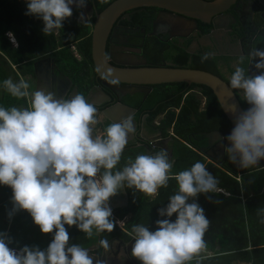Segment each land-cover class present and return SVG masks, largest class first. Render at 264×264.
<instances>
[{
  "label": "clouds",
  "instance_id": "obj_1",
  "mask_svg": "<svg viewBox=\"0 0 264 264\" xmlns=\"http://www.w3.org/2000/svg\"><path fill=\"white\" fill-rule=\"evenodd\" d=\"M73 4L82 9L85 0H26L25 15L42 19L47 35L61 29L63 21L73 15ZM5 35L17 46L11 32ZM251 55L259 57L255 68L264 69V51L253 50ZM208 58L205 54L201 62ZM103 78L113 85L119 83L115 78ZM229 83L231 89L242 90L249 107L235 113V127L227 137L232 146L227 151L233 160L239 155L241 165L247 167L264 158V72L246 76L245 69L237 66ZM3 86L12 97L29 101L23 108L0 106V185L11 188L13 211L27 210L41 233L54 232V236L44 251L25 246L17 252L0 233V264H93L87 249L68 246L65 225L76 226L88 237L94 228L97 233L111 232L115 223L108 201L125 183L152 197L170 179L177 182L178 191L158 210L160 217L167 218L156 221L155 231L143 224L132 226L131 255L141 264H185L204 247L209 221L198 203L188 202L199 193L216 190L217 181L203 163L197 161L172 174L169 154L161 150L129 158L122 170L113 171L129 134L135 133L131 116L112 122L103 135L94 136V126L104 115L83 94L57 99L46 89L29 92L30 85L23 78L18 83L6 79ZM146 147L155 152L157 145ZM173 214L174 221L170 219ZM100 243L107 250V240Z\"/></svg>",
  "mask_w": 264,
  "mask_h": 264
},
{
  "label": "trees",
  "instance_id": "obj_2",
  "mask_svg": "<svg viewBox=\"0 0 264 264\" xmlns=\"http://www.w3.org/2000/svg\"><path fill=\"white\" fill-rule=\"evenodd\" d=\"M112 1L114 0H90L91 3L98 4L99 10ZM87 2L89 0H85ZM78 9H73V15L63 21L62 28L56 34L53 30L46 35L42 19L25 15L26 0H0V106H28L27 98L18 99L10 95L4 89L3 81L9 78L15 83L21 78L33 80L32 63L44 55H50L61 70H65L70 81L80 87L81 94L87 93L89 84L85 81L84 85L85 75L80 65H85L87 74L88 63L91 62L90 40L84 37L88 35L89 27L76 17ZM8 31L13 34L17 46H12L8 41L5 35ZM71 43L75 44L82 56L81 60L77 59L68 46ZM205 54L207 53L189 54L180 47H174L173 54L165 58L170 60L171 67L206 70L219 76L230 86L229 76L226 74H232L235 68L231 66L229 57L209 54V58L201 62ZM158 57L159 55L155 61L159 60ZM222 62L226 65V72L222 69ZM238 66L244 68L245 75L249 76L246 60ZM253 66L255 65L252 64ZM256 70L258 69L253 67V71ZM191 90H196L197 93L189 92ZM232 90L238 96L243 110H246L249 105L243 100V95L239 94L242 90ZM148 96L143 101L140 97L131 99L133 107H140L134 117L140 123L142 114H148L145 128L151 133L157 132L167 140L170 146L169 159L173 163L172 174L188 169L200 161L217 181L215 191L199 193L197 197L189 198V203L195 201L203 208L209 223L203 236L204 247L185 264H264V167L253 164L235 167L231 164L206 162L199 152L201 146L206 145V132L218 130L227 138L233 129L212 90L205 85H188L185 82L164 83L155 85ZM202 97L205 98V107L200 110ZM167 107L180 108V111L178 114L174 111L164 113ZM110 124H104L103 133ZM154 151L160 152V149L156 147ZM137 155L133 144L127 143L121 160L113 171L122 170L129 158L134 160ZM121 189L116 194L117 197L113 196L115 199L123 198ZM123 189L127 196L126 205L113 207L110 203L113 200L108 201L113 213L111 219L115 223L113 231L97 233L94 228L93 235L88 237L76 226L65 225L70 236L68 246L77 244L86 248L98 240V248L91 251L101 253V240L133 244L134 237L130 235L132 226L143 224L150 231H155L156 221L167 218L160 217L158 210L167 206L169 197L178 191V186L174 179H170L167 187L160 188L158 194L152 197L134 187H127L126 183ZM1 190L0 233L4 234L5 242L10 240L8 246L18 251L32 245L38 246L42 251L46 250L54 232L41 233L27 210L17 208L13 211L15 206L12 198L8 199L12 196L11 188L1 185ZM10 201L13 204L9 211L7 205ZM8 212L12 215L9 216ZM170 219L174 221L175 214ZM134 261L135 264H141L136 258Z\"/></svg>",
  "mask_w": 264,
  "mask_h": 264
},
{
  "label": "flooded vegetation",
  "instance_id": "obj_3",
  "mask_svg": "<svg viewBox=\"0 0 264 264\" xmlns=\"http://www.w3.org/2000/svg\"><path fill=\"white\" fill-rule=\"evenodd\" d=\"M253 4L249 2V0H236L235 4L231 5L229 9L226 10V21L224 24L226 28L221 27L217 30V37L211 38V42L204 39L207 36L211 29V25L207 23H202L201 21L195 19V27L189 22V26L191 29H187L188 33L184 35L181 33L179 36L176 33L180 32L178 30V25L176 23L177 17L180 15L169 12L165 9L155 8V7H135L128 9L125 12H122L113 22L111 31L114 32V37L116 39V44L113 45L114 48L110 49V45L108 41L105 44V56L109 61V53H136L137 57L140 61H145L148 65H162L165 64L169 66L171 63L169 59H166L165 56L173 54L174 47H188L193 45V43H197L200 38L202 40L203 46L201 45L199 48L195 47V52L193 54L199 55L203 53L211 54L212 52H217L220 55H216L219 57H229L230 64L233 68H236L240 64V58L243 57V60L248 62L247 70L249 75H258L261 72H264V69L258 72V70L253 71L252 64L255 65L256 62L259 61V57H253L251 54L253 50L264 51V7L262 6V2L264 0H251ZM73 9L78 8L76 4L72 5ZM107 7V6H106ZM105 7V8H106ZM81 8V7H80ZM98 9V4L89 2L85 3V7L82 9H78L76 13V17L82 21L83 25H88L89 33L86 36H89L91 31V26L94 23L95 16L97 13L103 11ZM235 10V11H234ZM91 11V15L88 14ZM239 12V19L241 20L242 26L236 22H234V16L236 17L235 12ZM81 13H83V18L81 19ZM165 15V16H164ZM228 15H231L229 17ZM140 16V17H139ZM164 16V17H163ZM251 17V21L253 26L250 25L249 18ZM87 22L84 24V21ZM182 20V18H181ZM231 27V28H230ZM58 32V29L55 30ZM84 37L85 39L89 37ZM90 40V38H89ZM72 50L73 54L77 57L78 60L82 59V56L77 51L74 43L68 45ZM160 46V47H159ZM159 47V48H158ZM163 47V48H162ZM158 48V49H157ZM162 48V49H161ZM158 50V52H157ZM90 53H91V41H90ZM159 55V60L155 61V58ZM156 56V57H155ZM155 57V58H154ZM91 58V56H90ZM255 59V61H254ZM34 62V61H33ZM110 62V61H109ZM33 64V63H32ZM82 68V73L85 75V81L89 84V88L87 89V93L84 95L85 98L90 102L94 103L98 101H103L100 105H96L98 109V113H102V110L107 106L112 105L117 102H123L128 106H131V100L128 97H123L124 92L126 90V85H121L120 83L113 85L108 82L107 79H104L103 76L98 75L97 71L92 63H88V71L86 74L85 65H80ZM222 69L226 72V65L222 62ZM33 72V71H32ZM33 74V80L29 81L32 83L33 91H35V77ZM51 79L50 84L47 85L50 88V92H54L57 96V99L62 97V94H65L64 98H71L76 93H80V87L77 84H74V81H70L69 77L65 73V70H61L59 65H55L51 67ZM227 76H231L230 73L226 74ZM44 82L43 80H41ZM106 83L105 84H103ZM103 84V85H102ZM83 85V86H84ZM159 85V84H157ZM154 86H152L153 92ZM58 87V88H57ZM98 87L102 88L105 94H100L98 92ZM132 90H127L126 93H131ZM189 92H196V90H191ZM145 93V88L142 90V93H135L132 98L140 97L141 101H143V96ZM149 93V94H150ZM197 93V92H196ZM148 94V95H149ZM241 96L243 95L241 92L239 93ZM238 94V95H239ZM147 96L145 99H148ZM238 97V96H237ZM203 100V107L200 105V110H203L205 107V98ZM136 109L135 113L132 115L131 112L129 115L133 118L135 133H131L129 137L133 136L132 144L133 148L143 149L148 148L146 144H154L157 145V148L161 150H166V152L170 153V146L167 144V140L162 137L153 138L152 135H148L145 131V119L148 116L145 112L142 114L141 122L138 123L135 119V115L138 113L140 107H133ZM174 111L176 114L179 113L180 108L167 107L164 110L165 112ZM163 113V114H164ZM161 117V116H159ZM158 117V118H159ZM156 118V119H158ZM145 128V129H144ZM99 129V123L94 126V131ZM101 133L102 130L100 129ZM218 130H213L210 132H215ZM232 131V130H231ZM141 132L144 135V138L141 137ZM220 132V131H219ZM208 133V132H206ZM205 133V134H206ZM97 134V132H96ZM147 134V135H146ZM222 134V133H221ZM101 135V134H100ZM223 140L217 137L216 135L212 136L211 144L201 146L204 150L200 148L199 152L201 156L205 158L206 162H212L216 164H231V166L240 167L241 160L239 155H235V159L233 160L230 157L227 149L231 148L228 143L227 138L223 135ZM150 138V139H149ZM207 144V141H206ZM207 151V154H206ZM136 153V151H135ZM156 152H141V154L146 155H155ZM169 156V155H168ZM170 158V156H169ZM254 166H262L264 167V158L259 159ZM131 242L130 243H122L117 240H112L108 242L107 250L102 248L101 253H95L97 255H101L104 253L105 259L103 264H134V258L131 255ZM94 253V252H93Z\"/></svg>",
  "mask_w": 264,
  "mask_h": 264
},
{
  "label": "water",
  "instance_id": "obj_4",
  "mask_svg": "<svg viewBox=\"0 0 264 264\" xmlns=\"http://www.w3.org/2000/svg\"><path fill=\"white\" fill-rule=\"evenodd\" d=\"M236 0H114L112 1L103 11L97 13L95 16L94 23L91 26V31L89 38L91 41V61L97 71L98 75L108 76L109 79H118L121 85H126V90L123 97H128L129 100L132 99L135 93H142L145 88V93L143 96L144 100L153 85L164 84V83H176L185 82L188 85H205L209 87L213 94L215 95L218 104L225 115L226 119L229 121L232 128L235 127V113L244 111L236 94L230 88V86L219 76L202 69L195 68H181V67H171L165 64L162 65H148L145 61H140L136 53H109V61L105 56V44L108 41L110 49L114 48L113 45L116 44V39L114 37V32L111 31V27L115 19L128 9L135 7H155L160 9H165L169 12L176 13L180 15L177 17L176 23L178 25V30L180 32L176 33L179 36H184L188 31H186L190 26L189 22L195 27V19L201 21L202 23H207L211 25L210 33L205 36L204 39L212 41L211 38L217 37V30L221 27L226 28L224 22L226 21V10L230 8L231 5L235 4ZM251 4L253 2L249 0ZM264 7V2H262ZM79 8V7H78ZM235 11V10H234ZM234 22H238L241 26V20L239 19V12H235ZM91 15V11L88 14ZM165 16V15H164ZM163 16V17H164ZM232 18L231 15H228ZM182 18V20H181ZM84 21V20H83ZM250 25L253 26L251 17L249 18ZM87 22L84 21V24ZM231 28V27H230ZM186 32V33H185ZM183 33L184 35H181ZM203 46L202 40L188 47H182V49L189 54L195 52V47L199 48ZM211 55H220L217 52H212ZM56 65L55 60L50 56L46 55L35 60L32 64V69L35 77V90L46 89L50 92L49 85L51 79V67ZM99 69V71H98ZM43 80L44 82H42ZM106 85V83L103 82ZM102 84V85H103ZM98 92L102 95L104 93L103 89L98 87ZM127 90H132L131 93H126ZM65 94H62L60 99H63ZM109 100V96H108ZM103 101L95 102L96 105H100ZM136 109L124 104L123 102H117L112 105L107 106L102 110L104 119L109 122H120L121 120L129 117L135 113ZM131 114L129 115V113ZM120 113V115H118ZM96 135L94 131V136ZM216 135L221 138L223 137L221 132H208L205 134L207 141L206 145L211 144L212 136ZM231 146V143H228ZM150 149V147H147ZM204 150L203 148H201ZM151 150V149H150ZM207 154V151H206ZM124 200L116 202H110L113 207L123 206L127 204V196L122 187ZM111 201V197L109 198ZM99 246L98 240L92 246H88L85 249L88 250L89 255L93 258V264H103L105 256L102 253L100 256L93 253L91 250L97 249ZM105 248L103 247V250ZM135 264V261H134Z\"/></svg>",
  "mask_w": 264,
  "mask_h": 264
},
{
  "label": "crops",
  "instance_id": "obj_5",
  "mask_svg": "<svg viewBox=\"0 0 264 264\" xmlns=\"http://www.w3.org/2000/svg\"><path fill=\"white\" fill-rule=\"evenodd\" d=\"M55 34H56V32H55ZM20 78H21V76H20ZM22 79V78H21ZM82 78H79V80H81ZM58 88V87H57ZM201 106L203 107V100H202V103H201ZM118 115H120V113L118 114ZM106 122H109V121H106L104 118L103 119H101L100 120V122H99V124H100V126H99V129H97L96 130V132H97V134L96 135H100V134H102L101 133V131H100V129L101 130H103V126H104V124L106 123ZM111 123V122H110ZM145 129V128H144ZM145 131L148 133V135H152L153 136V138L152 139H154V138H158L159 137V134L157 133V132H153V133H151V132H149L148 130H147V128L145 129ZM95 132V133H96ZM131 134V133H130ZM130 134H129V136H130ZM147 135V134H146ZM141 137L142 138H144V135H143V133L141 132ZM132 139H133V136L132 137H129L128 138V143H132ZM150 139V138H149ZM144 151H142V149H138V148H136V149H134V151H136V154H141V152H148V150L146 149V148H144L143 149ZM0 187H1V185H0ZM121 192H123V190L121 189ZM118 194L120 193V189L118 190V192H117ZM2 196H3V192H2V190L0 189V201H1V199H2ZM116 197H117V195H116ZM124 194H123V198L122 199H119V197L118 198H114V197H111V198H113L112 200H113V202H119V201H123L124 200ZM10 198H12V196H10V197H8V199H10ZM12 202L10 201L9 202V204L7 205V207L9 208V211H10V207L12 206ZM15 206V205H14ZM9 213V212H8ZM16 250V249H15ZM17 251V250H16Z\"/></svg>",
  "mask_w": 264,
  "mask_h": 264
},
{
  "label": "rangeland",
  "instance_id": "obj_6",
  "mask_svg": "<svg viewBox=\"0 0 264 264\" xmlns=\"http://www.w3.org/2000/svg\"><path fill=\"white\" fill-rule=\"evenodd\" d=\"M12 45V44H11ZM13 67H15V66H13ZM18 71V70H17ZM23 80H25L26 82H28L29 83V85H30V88H29V92H33V88H32V83L30 84V82L26 79V78H23ZM31 81V80H30ZM29 101V98H27V102ZM0 189H1V187H0ZM30 248H39L38 246H35V245H32V246H29ZM17 252H19V251H17Z\"/></svg>",
  "mask_w": 264,
  "mask_h": 264
}]
</instances>
